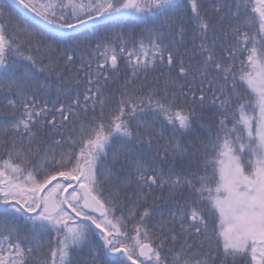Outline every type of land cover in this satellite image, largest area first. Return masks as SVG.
<instances>
[{
    "label": "trees",
    "instance_id": "obj_1",
    "mask_svg": "<svg viewBox=\"0 0 264 264\" xmlns=\"http://www.w3.org/2000/svg\"><path fill=\"white\" fill-rule=\"evenodd\" d=\"M31 28L0 56V197L31 209L47 183L75 177L102 204L90 219L113 248L147 242L156 264H254L225 247L215 202L226 169L251 181L264 166V93L248 82L264 73V0H138L75 35ZM61 220L0 208V264H122L91 225Z\"/></svg>",
    "mask_w": 264,
    "mask_h": 264
},
{
    "label": "rangeland",
    "instance_id": "obj_2",
    "mask_svg": "<svg viewBox=\"0 0 264 264\" xmlns=\"http://www.w3.org/2000/svg\"><path fill=\"white\" fill-rule=\"evenodd\" d=\"M67 1L63 0V5ZM54 2L58 8V2ZM117 4L118 2H116ZM40 5L44 6L45 4L40 3ZM86 8L88 6L85 8L72 6V9L77 12ZM248 82L256 93H264V73L255 71ZM258 124L260 143L264 147V111ZM246 125L247 131L250 132L249 124L246 123ZM55 187L59 190L57 200L62 205V194H64L65 187L63 185H55ZM220 192L221 197L216 200L215 204L222 227L220 238L225 247L233 251H249L251 261L255 264H261L264 262V166L256 172L255 179L251 181L237 167L226 169L222 173ZM5 195L7 197L9 194ZM67 199L68 206L83 216V213L75 205H71L69 196ZM63 217L64 214L61 211L54 219L57 222H63L61 220ZM120 247H124L130 252L135 251L134 247L127 245ZM132 257H135V254Z\"/></svg>",
    "mask_w": 264,
    "mask_h": 264
},
{
    "label": "water",
    "instance_id": "obj_3",
    "mask_svg": "<svg viewBox=\"0 0 264 264\" xmlns=\"http://www.w3.org/2000/svg\"><path fill=\"white\" fill-rule=\"evenodd\" d=\"M8 1H10L12 4H14L27 17H29L31 20L36 22L38 26L42 27L43 29H45V30H47L53 34L59 35V36H67L70 34L77 33L79 31H82L88 27H91V26H93L99 22H103V21H106L109 19L129 16L132 13V11L136 5V2H137V0H128L127 3L125 4V6L117 12L98 16V17L92 18L90 20H87L83 23H80V24H77L74 26L57 27L55 25H52V24L44 21L40 17L36 16L34 13H32L28 8H26L19 1H17V0H8ZM0 49H1V44H0ZM72 181L75 182L74 179ZM56 193H57V190H53V191L49 192L43 201V213L46 216H52V215L56 214L59 210V206L56 203V197H55ZM79 197L82 198L81 208L85 212L90 213V214H94L96 216H102L103 215L102 206L97 201V199H95V197L87 190V188L84 185L79 186V194H76L73 196V201L77 202ZM1 206H3V205L0 204V207ZM39 208H40V204L38 205L37 209H39ZM105 240L107 242L106 236H105ZM107 245H108V243H107ZM151 252H152V250H151L150 246L147 244H144L138 248V256L140 258H145L146 260H149V255L151 254ZM109 255H110V257L117 256V254H109ZM125 258H126V260H128L126 255H125Z\"/></svg>",
    "mask_w": 264,
    "mask_h": 264
},
{
    "label": "flooded vegetation",
    "instance_id": "obj_4",
    "mask_svg": "<svg viewBox=\"0 0 264 264\" xmlns=\"http://www.w3.org/2000/svg\"><path fill=\"white\" fill-rule=\"evenodd\" d=\"M23 4H25L34 14H38L43 18L53 22V23H63L62 20L66 19V17L62 16L65 14L64 9L66 11H71V13L77 12L72 9V6L75 7H87L85 5V0H68L67 2H71L72 5L59 6L58 8L48 9L44 6H41L40 3L44 0H20ZM59 3H62V0H57ZM38 2V3H37ZM86 9L81 12L75 13V16L70 18L69 21H74L80 15H83ZM55 15V16H52ZM28 23V24H27ZM33 25L31 21L25 18L21 13H19L16 9H14L11 5L6 2L0 0V39H17L21 37L17 35L14 30L9 31V25ZM134 260V259H133Z\"/></svg>",
    "mask_w": 264,
    "mask_h": 264
}]
</instances>
